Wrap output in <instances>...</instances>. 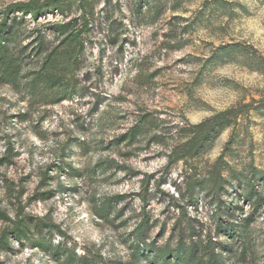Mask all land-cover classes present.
<instances>
[{"label":"rangeland","instance_id":"1","mask_svg":"<svg viewBox=\"0 0 264 264\" xmlns=\"http://www.w3.org/2000/svg\"><path fill=\"white\" fill-rule=\"evenodd\" d=\"M29 1L0 0V21ZM64 1L68 9L48 8L41 22L81 15L79 0ZM92 1L115 20L110 29L103 22L78 74L85 84V72L95 70L87 83L94 89L63 100L45 89L43 101L0 82V264H67L70 250L101 264H152L133 257L145 216L147 242L164 245L181 221L203 238L218 236L225 248L235 244L237 264H264V0ZM43 31L55 45L62 39L49 26ZM108 33L119 37L104 40ZM225 110L235 111L215 117ZM148 115L162 140L151 132L121 143ZM206 121L211 131L193 165L170 162L174 144L189 138L187 125ZM194 178L200 182L191 198ZM18 219L21 239L8 232ZM232 223L242 234L232 233Z\"/></svg>","mask_w":264,"mask_h":264},{"label":"trees","instance_id":"2","mask_svg":"<svg viewBox=\"0 0 264 264\" xmlns=\"http://www.w3.org/2000/svg\"><path fill=\"white\" fill-rule=\"evenodd\" d=\"M79 1L81 15L72 17L65 22L52 23L48 21L42 23L40 19L48 8L61 12L68 9L64 0H31L14 5V7L11 6L5 12L0 21L1 83H9L14 87H24L28 89L27 93L30 97H43V101L47 99L42 94L45 89L53 90L50 97H58L56 98L58 100H63L69 95L72 97L75 93H83L86 89H94L93 82L89 86L87 83L91 82L95 70L88 69L85 72V84L79 83L78 74L89 63V53H93L94 45L100 40L98 34L99 30L103 29V22L110 29L113 27L115 20H113V12L109 8H106L102 13H98L94 9L92 0ZM102 19L105 21H102ZM44 26H49L55 29L59 35H62V39L58 41L57 45H55V40L52 42L47 36V32L43 31ZM112 37L119 36L108 33L104 40ZM53 45L54 47H52ZM105 51V46L101 44L99 46L101 56L99 63H102V65L99 66L100 68L98 67L97 73H103L102 66ZM113 57L116 58L113 67L115 73H117L122 67L120 63L124 60L123 47L118 49ZM139 62L140 60L135 58L131 60V66L137 67ZM56 67H58V73L60 74L59 78L55 75L57 73ZM104 97L110 100L111 95L104 92ZM242 109L240 108L237 111L241 112ZM234 111L225 110L215 117L225 119L228 114ZM187 127L190 131L189 138L184 143L174 144L168 155L170 162L183 161L186 164H192V161L198 157L203 142L211 131L209 121L198 125L189 123ZM151 132L153 133L152 139L158 140L157 142L162 140L164 134L159 129V125L156 124V119L148 115L141 117L135 125L118 139L121 143L131 144L143 134ZM78 145L79 147L85 146V140H78ZM2 164L3 159L0 160V165ZM217 180L218 182L215 181L214 183H216V189H220L222 177L219 175ZM199 182L200 180L197 178H194L192 183L188 182L191 198L194 196V185ZM203 182L211 183L212 181L205 179ZM0 215H3V213L0 212ZM21 224L19 219L14 221L12 227L8 228V232L17 235L21 239V235L25 232ZM147 226V216L136 225L134 259L139 260L142 258L152 264H237V261L232 260L236 256L235 244L231 243L228 248H225V244L219 241L216 235L203 238V232L191 223L187 224L185 228L181 221L176 222L172 228V236L168 238L164 245L152 241L147 242ZM230 226H234L232 233L242 234V226L235 223L230 224ZM221 227V225L218 226L217 235ZM5 236L6 233L3 231L0 240H5ZM240 240L243 242V239ZM241 246L244 247V243ZM244 256L245 253H240V259ZM66 261L67 264H101L97 256L88 252L78 254L75 250H70V258H67Z\"/></svg>","mask_w":264,"mask_h":264}]
</instances>
